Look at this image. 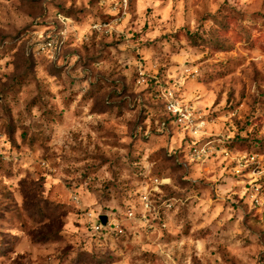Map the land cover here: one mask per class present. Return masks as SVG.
<instances>
[{"label": "rangeland", "instance_id": "obj_1", "mask_svg": "<svg viewBox=\"0 0 264 264\" xmlns=\"http://www.w3.org/2000/svg\"><path fill=\"white\" fill-rule=\"evenodd\" d=\"M0 264H264V0H0Z\"/></svg>", "mask_w": 264, "mask_h": 264}, {"label": "built area", "instance_id": "obj_2", "mask_svg": "<svg viewBox=\"0 0 264 264\" xmlns=\"http://www.w3.org/2000/svg\"><path fill=\"white\" fill-rule=\"evenodd\" d=\"M62 22L65 21L64 17L60 18ZM65 23V22H64ZM94 29L96 30H105L108 31L110 29V25L108 23L105 24H95ZM59 50L58 43L55 41V39L51 38H44L36 44V49L35 52L38 55H46V56H53V54L56 53V51ZM165 95L166 103H165V110L167 113L171 114L174 118L175 121L178 124H186L190 120V113L189 110L181 106V103L179 102L178 98L176 97L175 93L173 91H168ZM132 214V213H130ZM93 214H88V218L91 219L93 218ZM112 227V224L109 222L107 223L106 226H103L100 222V216L96 217V221L94 224L91 226V228L96 232V233H102L104 230Z\"/></svg>", "mask_w": 264, "mask_h": 264}, {"label": "water", "instance_id": "obj_3", "mask_svg": "<svg viewBox=\"0 0 264 264\" xmlns=\"http://www.w3.org/2000/svg\"><path fill=\"white\" fill-rule=\"evenodd\" d=\"M100 222L103 226H106L108 223V217L106 215H101L100 216Z\"/></svg>", "mask_w": 264, "mask_h": 264}]
</instances>
